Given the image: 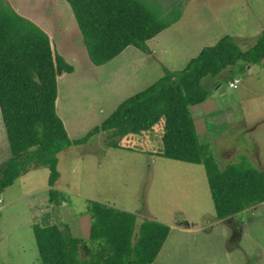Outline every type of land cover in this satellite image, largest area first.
Instances as JSON below:
<instances>
[{
  "label": "rangeland",
  "instance_id": "374dc122",
  "mask_svg": "<svg viewBox=\"0 0 264 264\" xmlns=\"http://www.w3.org/2000/svg\"><path fill=\"white\" fill-rule=\"evenodd\" d=\"M4 1L45 33L49 30L56 50L61 47L69 53L76 72L71 77L73 82L60 89L56 111L60 117L63 110L62 122L71 138H81L96 127L100 130L86 143L72 148L65 145L56 155V171L60 172L56 185L62 187L57 196L63 195L64 200L58 201L64 202L66 213L61 203L50 211L42 206L46 197L55 198L40 190L48 184V166L29 163L1 192L0 264H40L33 226L60 223L75 232L76 218L88 213L91 199L112 203L121 211L131 209L138 222L156 221L170 227L152 264H264V203L253 213L242 212L229 221L217 219L204 167L159 156L162 119L143 133L118 135L113 128L101 129L122 101L162 77L164 70H181L204 47L214 46L224 36L233 38L241 50L254 44L264 33V0H182L179 21L162 34L161 41L146 42L147 51H157L156 55L131 49L137 54L134 60L124 52L90 72L73 62V58L87 53L65 0ZM172 3L145 0L147 6L156 7L161 13ZM111 73L114 75L110 78ZM231 74L239 80L234 90L228 89L226 83ZM201 84L220 109L209 121L211 129L220 127L214 132L218 140L212 139L209 144L217 166L223 169L243 159L248 165L263 169L264 58L245 66L242 72L237 65L218 77L207 76ZM228 117L230 127H222ZM8 156L0 118V165ZM92 162H101V167L107 163L117 166V173L109 180L99 181L101 189L95 182L89 183L86 171L81 186L78 183L80 164L86 168ZM156 168L160 170L155 171ZM102 188L116 194L105 195ZM33 190H38L34 196H24ZM77 190L80 194L71 192Z\"/></svg>",
  "mask_w": 264,
  "mask_h": 264
},
{
  "label": "trees",
  "instance_id": "16d2710c",
  "mask_svg": "<svg viewBox=\"0 0 264 264\" xmlns=\"http://www.w3.org/2000/svg\"><path fill=\"white\" fill-rule=\"evenodd\" d=\"M65 1L94 66L108 63L129 46L147 51L146 42L179 21L182 7V0H167L172 5L161 13L145 0ZM263 58L264 33L245 50L224 36L181 70H164L162 77L122 101L101 129L113 128L118 135L143 133L162 119L159 156L202 165L217 219H233L264 203V168L242 159L220 169L209 145L198 141L191 108L209 98L203 78L218 77L237 65L242 72ZM72 72L73 67L53 53L48 35L0 0V118L9 153L0 165V194L34 162L49 167L48 185L53 187L56 155L65 145L86 143L100 130L96 127L74 141L67 136L55 108L56 79ZM233 79L231 74L226 83ZM49 195L56 197L57 191L51 189ZM54 199L50 201L59 205ZM76 220L75 232L60 223L33 226L40 264H152L170 232L165 224H138L136 215L98 202Z\"/></svg>",
  "mask_w": 264,
  "mask_h": 264
},
{
  "label": "crops",
  "instance_id": "0c3cea01",
  "mask_svg": "<svg viewBox=\"0 0 264 264\" xmlns=\"http://www.w3.org/2000/svg\"><path fill=\"white\" fill-rule=\"evenodd\" d=\"M182 2H183V1H182ZM180 18H181V17H180ZM31 22H32V21H31ZM177 22H178V21H177ZM34 24H35V23H34ZM170 28H171V27L165 29L164 31H162L161 33H159L155 38L149 40L148 42L161 41L160 39H161V37H162V34L165 33V32H166L168 29H170ZM47 31H48V33H47V32H46V33H47V35L49 36V39H50V42H51L50 31H49V30H47ZM80 34H81V33H80ZM81 39H82V36H81ZM166 45L168 46L167 43H166ZM51 46H52L53 53H56V54L60 55V56L65 60V62L68 63L69 65H71V66L73 65V63H72L71 60H70L69 53H67L64 49H61V47L58 48V50H56V49L53 47L52 43H51ZM84 48H85V47H84ZM131 49H134V51H139L138 49L133 48L132 46H129V47H127L122 53L127 52V57H129V58H133V60H134V58L136 57L137 54H136L133 50H131ZM139 52L142 53L143 55H145V52H141V51H139ZM156 52H157V51H154V50H151V52H150V49L147 51L148 55H149V56H152V57H153L154 55L157 54ZM122 53H121V54H122ZM121 54H120V55H121ZM80 58L83 59V61H86L87 64L84 65V64L81 62ZM80 58H79V56L73 58V62L76 61V62L79 64V66H80V68H81L82 70L85 69V70H87L88 72H90V71L93 69V67H95V66L89 61L88 56H86V54L83 55V56L80 57ZM189 60H190V59H189ZM189 60H188V61H189ZM72 67H73V72H72V73L57 76V79H56V80H57V98H58V95H59L60 92H61L60 89H62L66 83H69V81H72V82H73V80H71V77L75 74V72H76V68H75V66H72ZM247 69H249V67H247ZM113 75H114V74L111 73V74H110V78L113 77ZM233 78H237V77H235V76L233 75ZM237 79H238V78H237ZM151 84H152V83H151ZM151 84H150V85H151ZM57 98H56V102H55V108H57ZM119 102H120V101H119ZM218 105H219V104L217 103V100H214L212 97H210V98H208L205 102H203V103H201V104H199V105H196V106H194V107L191 108V116H192V119H193V123H194L195 131H196V134H197V137H198V141H199L200 143H202V144H207V145H209L212 139H215L216 141L218 140V137H219V136H215L214 132H215V131L218 132V131L220 130V127L211 129V128H210V125H209V121L211 122V121L213 120V118L215 117V114H217L218 111L220 112V109H219ZM56 113H57V111H56ZM57 115H58V114H57ZM58 117H59V116H58ZM59 118H61V121L63 120V118H65L62 109H61V116H60ZM229 118H230V117L227 118V122H223V123H222V127H226V126L230 127L231 123H230V119H229ZM62 123H63V122H62ZM1 125H2V124H1ZM63 126H64V124H63ZM64 128H65V126H64ZM199 130H202V132L199 133ZM205 130H207V131H205ZM65 131H66L67 136H68V138H69L70 141H74V140L80 139V138L72 139V138H71V135H69V133H68L69 130H68V129L66 130V128H65ZM210 132H212V134H214V136H210V135H209ZM5 138H6V137H5ZM81 138H82V137H81ZM221 139H222V137L219 138V141H220ZM78 145H82V144H78ZM74 146H76V145H75V144H71V145H68L67 147H68V148H72V147H74ZM209 148H210V151H211V147H210V145H209ZM61 151H63V150H61ZM61 151H60V152H61ZM110 155L112 156L111 153H110ZM103 157L105 158V157H106V154H104ZM57 163H58V159H57ZM105 163H106V162H104V164H105ZM101 164H102L101 162H92V163H91L88 167H86V168H85V166L83 165V163H82L83 167H81V164H80V167L78 168V173H77V174H78V183L80 184V186H81V183L83 182V176L85 175V174H84V171H86V174H87V177H86V178L89 179V183L95 182V184L97 185V189H101V187L99 186V181H100V182H106L107 180H109V178L112 176V174L117 173V172H115L117 166L112 165V164H110V163H107V164L103 165V167H101V166H100ZM139 169H140V168H139ZM159 170H160L159 168H156V169H155V171H159ZM71 172L76 173L75 168H71ZM58 176H60V172H58ZM141 178H142V174H141V177L139 178V180H140ZM51 189H54V190H56V191H57V190H61V191H62V187L57 186V185H56V181H55V184H54L53 187H49V185L47 184L46 186L40 188V190H43V192L45 193V196H48V192H49ZM63 189H64V188H63ZM37 192H38V190H33V191H31V192L29 193V195H24V196H34V194L37 193ZM71 192H73L74 194H80L78 190H77V191H71ZM57 193H58V191H57ZM102 193L105 194V195L107 194V195H109V196H111V195H115V194H116V193L113 192V191H111V192H107V191H106L105 189H103V188H102ZM58 194H59V193H58ZM96 195H99V196H100V194H96ZM58 198H60L59 200H64V197H63L62 194H61L60 196H56L55 199H54V201H58ZM91 200H93V202H98V203H100V202H104L105 205L108 206V207H110L111 204H112V203H106L105 201H100V200H98V199H91ZM60 203L62 204V201H60ZM61 204H59V205H61ZM102 204H103V203H102ZM261 204H262V203H261ZM261 204L255 206V208L259 207ZM53 205H54V204H53V203H52L47 197H46L45 200H43V202H42V206H43V207H46L45 210H48V211H50V209L53 207ZM59 205H57V206H59ZM65 206H66V205H64V202H63V204L61 205V207L63 208V212H64V213H66V212L68 211L67 209L64 208ZM129 206H132V205H129ZM111 208H115V209L122 210L121 208L117 207L116 205L111 206ZM57 210H58V209H57ZM129 210H130V211H129ZM129 210L123 209V211H126V212H129V213L134 214V213H133V210H131V209H129ZM134 215H135V214H134ZM82 217H83V216H82ZM136 217H137V216H136ZM76 219H77V218H76ZM229 220H232V219H228V221H229ZM137 223L140 224V222H138V221H137ZM169 228H170V227H169ZM171 228H172V227H171Z\"/></svg>",
  "mask_w": 264,
  "mask_h": 264
},
{
  "label": "built area",
  "instance_id": "2783aa9c",
  "mask_svg": "<svg viewBox=\"0 0 264 264\" xmlns=\"http://www.w3.org/2000/svg\"><path fill=\"white\" fill-rule=\"evenodd\" d=\"M238 84H239V80L237 78H234L232 81L228 82L227 86H228V89L234 90ZM0 204H2L1 198H0Z\"/></svg>",
  "mask_w": 264,
  "mask_h": 264
},
{
  "label": "clouds",
  "instance_id": "9594fccd",
  "mask_svg": "<svg viewBox=\"0 0 264 264\" xmlns=\"http://www.w3.org/2000/svg\"><path fill=\"white\" fill-rule=\"evenodd\" d=\"M256 210V208H255V206L254 207H252L251 209H249V210H246V211H244L245 213H253V211H255Z\"/></svg>",
  "mask_w": 264,
  "mask_h": 264
}]
</instances>
